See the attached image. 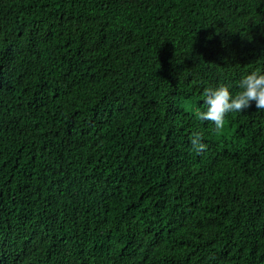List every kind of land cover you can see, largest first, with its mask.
Wrapping results in <instances>:
<instances>
[{"label": "trees", "instance_id": "1", "mask_svg": "<svg viewBox=\"0 0 264 264\" xmlns=\"http://www.w3.org/2000/svg\"><path fill=\"white\" fill-rule=\"evenodd\" d=\"M257 67L264 0H0V264H264Z\"/></svg>", "mask_w": 264, "mask_h": 264}, {"label": "clouds", "instance_id": "2", "mask_svg": "<svg viewBox=\"0 0 264 264\" xmlns=\"http://www.w3.org/2000/svg\"><path fill=\"white\" fill-rule=\"evenodd\" d=\"M236 87L238 91H233L232 85L227 83L205 88L202 101L204 108L197 111V118L210 121L219 131L225 127L229 113H242L253 102L257 110H264V68L257 67L247 72ZM190 142L197 153L207 148L203 135L198 131L192 134Z\"/></svg>", "mask_w": 264, "mask_h": 264}, {"label": "bare ground", "instance_id": "3", "mask_svg": "<svg viewBox=\"0 0 264 264\" xmlns=\"http://www.w3.org/2000/svg\"><path fill=\"white\" fill-rule=\"evenodd\" d=\"M241 159V158H240ZM245 161V160H244ZM199 202V201H198ZM47 256V255H46ZM54 258V257H53ZM169 258V257H168ZM150 259V258H149ZM106 260V259H105Z\"/></svg>", "mask_w": 264, "mask_h": 264}]
</instances>
